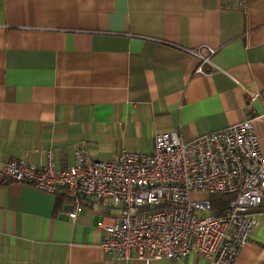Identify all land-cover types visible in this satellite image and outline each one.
<instances>
[{"label": "crops", "instance_id": "0c3cea01", "mask_svg": "<svg viewBox=\"0 0 264 264\" xmlns=\"http://www.w3.org/2000/svg\"><path fill=\"white\" fill-rule=\"evenodd\" d=\"M217 49L209 74L189 52ZM264 0H0V166L56 165L85 146L96 160L150 152L157 133L187 139L253 119L264 152ZM247 91V92H246ZM66 197L0 179V264H213L117 260L101 246L105 209L76 220ZM234 264H264V215Z\"/></svg>", "mask_w": 264, "mask_h": 264}, {"label": "built area", "instance_id": "2783aa9c", "mask_svg": "<svg viewBox=\"0 0 264 264\" xmlns=\"http://www.w3.org/2000/svg\"><path fill=\"white\" fill-rule=\"evenodd\" d=\"M244 9L246 0H223ZM189 52L199 59L195 73L209 74L217 49L202 45ZM215 69V68H214ZM247 92V91H246ZM247 99L264 101L263 91ZM255 119L264 121V114ZM73 162L56 165L12 158L0 179L28 183L66 197L76 220L91 201L106 211L99 225L101 246L112 258L181 261L197 253L213 264H234L264 215V152L253 119L187 139L178 130L157 133L150 152L123 148L111 160H96L85 146ZM205 193L206 198H194ZM212 195H229L217 213ZM0 225V233H1Z\"/></svg>", "mask_w": 264, "mask_h": 264}, {"label": "trees", "instance_id": "16d2710c", "mask_svg": "<svg viewBox=\"0 0 264 264\" xmlns=\"http://www.w3.org/2000/svg\"><path fill=\"white\" fill-rule=\"evenodd\" d=\"M229 195H212L211 199L213 202V208L215 212L220 213L222 212L229 200Z\"/></svg>", "mask_w": 264, "mask_h": 264}, {"label": "rangeland", "instance_id": "374dc122", "mask_svg": "<svg viewBox=\"0 0 264 264\" xmlns=\"http://www.w3.org/2000/svg\"><path fill=\"white\" fill-rule=\"evenodd\" d=\"M207 196H210V195H207L205 193H195L193 195L194 198H206Z\"/></svg>", "mask_w": 264, "mask_h": 264}]
</instances>
